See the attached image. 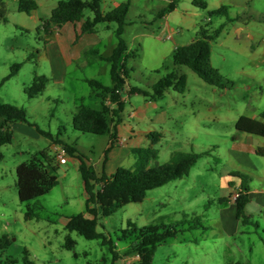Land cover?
Listing matches in <instances>:
<instances>
[{"label": "rangeland", "instance_id": "374dc122", "mask_svg": "<svg viewBox=\"0 0 264 264\" xmlns=\"http://www.w3.org/2000/svg\"><path fill=\"white\" fill-rule=\"evenodd\" d=\"M170 1H131L127 17L131 23L123 37L137 51V56L128 61V80L130 85L152 92L160 78L177 71L186 75V90L179 92L172 87L149 107L144 120L136 121L126 114L124 122L130 120L136 130L163 134L153 145L159 152L158 163L169 161L176 151H208L209 154L197 161L188 176L149 190L143 202L118 206L107 219L101 216L98 230L111 235L117 251L125 257L136 255L126 253L135 234L118 240L117 234L128 228L129 222L141 229L145 225H174L183 221L181 227L185 228L198 220L207 228L190 229L167 239L157 247L153 264H264V206L259 203L264 202L263 198L258 201L256 196L246 205L247 222L244 217H237L236 223L231 221L237 212L236 206L224 200H230L242 184L253 187L263 183L249 167L253 164L264 174V154L254 153L246 145L254 141L251 137L263 142L264 137L236 128L242 115L254 114L264 121L261 115L264 113L263 18L249 6L248 0H204L206 8L193 4V0H176V10L168 12V18L167 14L158 16ZM221 5L229 7L233 20L212 14ZM257 8L263 10L262 1ZM107 24L113 28L104 30V44L110 46L118 42L114 31L117 24L101 23ZM221 24H225L224 29L211 42L212 64L229 81L225 88L205 82L191 68L175 65L172 60L175 49L191 43L201 27L207 26L213 31ZM11 45L15 47L13 51L9 50ZM43 49L44 41L36 30L16 29L13 22L2 24L0 83L15 64L21 67L0 84V97L6 103L24 106L30 122L45 131L56 134L59 128H64L65 139H60L76 145L97 163L103 156L109 134L75 132L71 112L75 110L74 98L77 105L88 107L95 100L99 102L96 96L92 97L94 88L85 79L95 78L112 85L110 65L104 61L87 66L73 64L62 82L49 61L39 58ZM93 56L88 55L86 59L92 60ZM37 75L49 79L47 89L42 95L30 98L25 89ZM130 98L127 103L130 112L144 106L145 100L151 101L144 94H131ZM33 129L27 123H18L13 127L12 142L0 147L3 154L0 158V237L6 234L11 240L0 258L10 257L21 263L27 249L33 264H99L104 257L109 262L110 251L100 240L87 239L65 228L67 216L86 210V199L77 164H64L58 158L62 145L57 144V152L52 153L59 163V184L44 196L20 201L18 164L39 157L43 149L50 151L52 142L37 130L39 136H35ZM145 140L144 146H152L149 138ZM135 162L136 157L131 154L123 165L133 167ZM28 207L34 209L36 217L25 218ZM67 236L76 241L73 250L63 246Z\"/></svg>", "mask_w": 264, "mask_h": 264}, {"label": "trees", "instance_id": "16d2710c", "mask_svg": "<svg viewBox=\"0 0 264 264\" xmlns=\"http://www.w3.org/2000/svg\"><path fill=\"white\" fill-rule=\"evenodd\" d=\"M193 4L207 7L204 0H193ZM37 6L35 0H20L18 10L29 13ZM130 6L131 0H127L109 11H104L102 0H59L51 10L50 16L43 19L42 24L36 30L38 33L43 30L46 34H50L67 22L81 19H84L82 33L95 32L99 23L115 22L117 24L115 33L118 37V43L116 47L109 56L101 55L102 59L110 63L113 86H107L96 79H85L91 86L110 94V99L116 103V107L111 108L105 103H102L100 109L85 105L80 106L74 114L73 124L75 129L82 133L98 135L110 133L111 139H115L117 126L121 121V112L125 107L119 90L127 86V79L129 78L127 63L129 59L137 56L135 51L128 50V44L123 37L125 27L128 25L127 17ZM175 8L176 0H171L159 12L158 16L163 17ZM87 9L92 12L91 17H86ZM212 14L224 15L228 21L233 20L229 16V7L226 5L214 9ZM7 19V10L0 11V21L5 22ZM224 26L225 24H221L213 31H210L207 26L201 27L191 43L175 49L172 57L173 63L191 68L205 82L213 86L225 88L229 81L218 68L213 66L211 46V42L220 35ZM93 52L97 53L96 50ZM20 67L21 64H15L9 76L5 77L0 84L15 74ZM46 81L47 78L44 76L36 77L35 83L26 88L25 92L31 98L37 96L42 91ZM186 86V75L173 71L160 78L153 85L152 92L137 86H131L129 92L141 93L157 100L162 98L166 91L172 87L179 92H184ZM261 115L264 116V113ZM18 122L34 126L39 133L49 137L53 143L62 145L67 155L77 160L86 195V210L67 216L65 228L69 231H76L87 239H98L103 246L108 247L111 255L109 262L108 258L104 257L99 264H116L122 258V254L116 249L113 237L105 231L98 230L100 217L110 216L118 206L131 202H143L149 190L188 176L197 161L209 154L208 151H176L169 161L158 163L159 152L153 145L161 140L163 134L151 131L148 133V138L151 140L152 146L133 149L136 157L134 166H119L115 173L109 176L104 171L98 172L90 158L76 145L60 139L61 132L53 135L51 132L41 129L37 124L30 122L29 112L24 106L6 103L0 97V147L12 142L13 126ZM236 128L242 132L264 137V121L250 116L242 115L236 122ZM38 154L39 157L21 162L17 166V187L21 202H28L48 194L60 182L57 175L59 163L56 156L49 149H43ZM0 158H3L2 152H0ZM153 161H155L154 165H152ZM248 191L249 187L242 184L240 194L235 200L238 218H245L244 209L250 202ZM224 200H228V198ZM34 217H36L34 209L28 207L25 218L32 219ZM246 220L247 217L244 222H247ZM183 224V221L174 225L152 224L138 229L129 222L128 228L121 229L120 233L117 234L118 240L128 239L135 234V240L130 243L126 253L139 255L140 264H152L157 247L167 239L190 229L207 228L202 226L198 220L192 221V224L185 228L181 227ZM10 242L8 235L5 234L0 237V253L9 246ZM75 245L76 241L67 236L63 246L73 250ZM74 255L78 256V253L75 252ZM0 264H33V261L30 259L29 251L25 249L21 263L14 258L7 257L5 259L0 258ZM236 264L243 263L237 262Z\"/></svg>", "mask_w": 264, "mask_h": 264}, {"label": "crops", "instance_id": "0c3cea01", "mask_svg": "<svg viewBox=\"0 0 264 264\" xmlns=\"http://www.w3.org/2000/svg\"><path fill=\"white\" fill-rule=\"evenodd\" d=\"M19 1L20 0H0V11L7 10V18H8L7 21L5 22L0 21V28L2 27V24L6 26L10 22H13L16 29H21L25 31L37 30V28L42 24L43 19H46L47 17L50 16L51 10L53 9V7L57 4L59 0H35L38 6L36 9L32 10L29 13L18 10ZM260 1L263 2V8H262L263 10H261L260 8H257V4ZM122 2H124V0H102V9L104 11H109ZM247 2L250 7H253L255 12H257L258 14L261 13V17L263 18V21H264V0H248ZM131 5H132V2H131ZM46 8L48 9V12H45ZM175 10L176 8L173 11ZM85 14H86V17L92 16L91 11L90 13L85 12ZM168 17L169 15L166 18ZM83 22H84V19L77 20L74 22H67L63 24V26H61L60 28L55 29L50 34H46L43 30L39 32V36L41 40L44 41V49L42 52L39 50L40 51L39 58L41 59L43 58L49 61V64L51 65V67L55 69L54 71L57 73V75H59L60 80L62 82L65 81V75L67 73L68 67L72 66L73 64H76L77 66H87V65H97L100 62L104 61L110 65L109 62L101 58V55L109 56L118 43L117 42L116 44H114L112 42L110 46L104 44V38H105L104 30L105 29L110 30L113 28L110 24L101 25V23H99L96 26L95 32L82 33L81 29H82ZM129 23L131 22H128V24ZM126 27H125V30H126ZM115 30L116 28L114 29V31ZM77 34H79V36H77ZM250 37L254 38L253 35H251ZM262 41L264 42V37ZM128 47H129L128 49L129 51H134L129 45ZM14 49H15L14 45H11L9 48V50L11 51H13ZM95 50L97 51V53L93 52ZM135 52L137 53L136 50ZM91 54L94 55L92 57V60L86 59V57ZM263 55H264V51H263ZM127 67H128V63H127ZM41 76H44V75H41ZM36 77H40V76L37 75L34 77L32 85L35 83ZM89 79H95V78H89ZM48 82H49V79L47 78V81L44 87L42 88V91L37 96L42 95L43 92L47 89ZM113 84L114 83H112V85H107V86H113ZM131 86L132 85H130L129 80L127 79V86L124 89L119 90V93L121 95V100L125 103V107H124V110L121 112V121L117 126L115 139L112 140L110 133H107L109 134V138H108V141L106 142V146L104 148L102 158L97 163L92 161V159H90L92 163L94 164V166L96 167L98 172L102 173L104 171L109 176L113 175L119 166H124L123 163L127 161V159L130 157L131 154H134L133 153L134 148L146 147L144 146L146 143L145 138H148V133H150L148 131H144L141 128L136 130L134 124H132L130 120H128L127 123L124 122V116L126 114H128V116L131 119H136V121L144 120L149 107L151 105L156 104V100L153 99L151 96H149L151 97V101L145 100L144 106H140L139 108H133L131 112L127 110V103L131 101V98H130L131 94H141L137 92L130 93L129 89ZM93 88L94 89L91 95L92 97L96 96L99 99V102L95 100V104L92 106V108L100 109L102 107V103L107 104L111 108L116 107V103L112 102L110 99V94L103 92L102 89H98L95 87ZM35 97H32V98H35ZM75 101L76 100L74 98L75 110L71 112L72 121H73L74 114L78 111L79 107L83 106V104L77 105ZM143 107H145L144 110H143ZM250 117L258 119L254 114L250 115ZM18 123H23V122H18ZM18 123H16L13 127H16ZM27 125L34 128L33 131L35 132V136H39L34 126H31L29 124ZM111 127H112V124H111ZM73 129L77 133L80 132L79 130L75 129L74 124H73ZM63 131H64V128H59L56 134L61 132L59 137L64 138ZM56 134H53V135H56ZM75 136H78V134L77 135L75 134ZM251 139L254 141L251 144L246 145L248 147L247 149H249L250 151H253L254 153L264 154V142L260 141V139H254V137H251ZM120 141H124V143L120 144L119 143ZM49 147H50L51 153H55L57 152L59 145L51 142V145ZM68 158H69L68 161L64 164H68V163L77 164V168H78L77 160L71 158L70 156H68ZM154 164H155V161L152 162V165ZM249 168L251 169L252 173L257 177V179L262 180L263 182L261 186L256 185L253 187L252 186L249 187V191H248L249 197H250L249 203L254 201L256 199V196H258V201L261 198H263L264 200V174H262V171L260 168L256 167L253 164ZM233 173L235 172L233 171ZM57 175H58V178L61 179V176L58 173ZM64 175L66 176L67 172H65ZM85 199H86V195H85ZM227 202L231 203L232 206H236V202L232 200V197L230 200H227ZM259 203L260 204L262 203V206H264V202H259ZM232 214H233V211L231 212V216ZM105 217L107 219L109 216H105ZM232 218L233 220L231 219V221H235L236 223V220H238L237 212L233 215ZM138 257L139 256L137 254L133 256L131 255L125 256V257L123 256L120 259L121 260L120 264H140Z\"/></svg>", "mask_w": 264, "mask_h": 264}, {"label": "built area", "instance_id": "2783aa9c", "mask_svg": "<svg viewBox=\"0 0 264 264\" xmlns=\"http://www.w3.org/2000/svg\"><path fill=\"white\" fill-rule=\"evenodd\" d=\"M120 143H124V141H120ZM67 153L65 151V149L62 147L61 151L58 154V158L60 160L61 163H66L67 162V157H66ZM240 194V190H236L235 193L233 194L232 200H236V198L239 196Z\"/></svg>", "mask_w": 264, "mask_h": 264}]
</instances>
